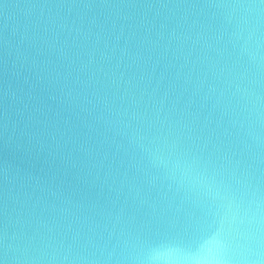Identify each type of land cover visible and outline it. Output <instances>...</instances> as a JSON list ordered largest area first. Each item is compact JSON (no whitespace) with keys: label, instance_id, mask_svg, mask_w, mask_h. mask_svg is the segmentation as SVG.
<instances>
[{"label":"clouds","instance_id":"1","mask_svg":"<svg viewBox=\"0 0 264 264\" xmlns=\"http://www.w3.org/2000/svg\"><path fill=\"white\" fill-rule=\"evenodd\" d=\"M0 31L52 101L0 122V264H264V0H0Z\"/></svg>","mask_w":264,"mask_h":264},{"label":"water","instance_id":"2","mask_svg":"<svg viewBox=\"0 0 264 264\" xmlns=\"http://www.w3.org/2000/svg\"><path fill=\"white\" fill-rule=\"evenodd\" d=\"M15 44V41H13ZM16 61L15 54L8 55V49L4 42V34L0 31V122L3 121L5 110L13 107L23 108L24 104L35 106L39 101L51 104L48 99V92L42 91V86L37 84L34 74L30 75L20 62L13 67ZM37 85L36 90L32 91V86ZM28 93L38 99L29 100Z\"/></svg>","mask_w":264,"mask_h":264}]
</instances>
